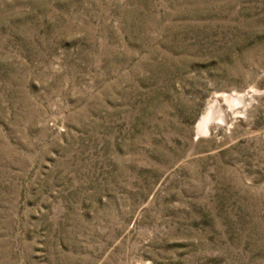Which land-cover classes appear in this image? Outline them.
Segmentation results:
<instances>
[{"label": "rangeland", "instance_id": "1", "mask_svg": "<svg viewBox=\"0 0 264 264\" xmlns=\"http://www.w3.org/2000/svg\"><path fill=\"white\" fill-rule=\"evenodd\" d=\"M0 264H264V0H0Z\"/></svg>", "mask_w": 264, "mask_h": 264}]
</instances>
